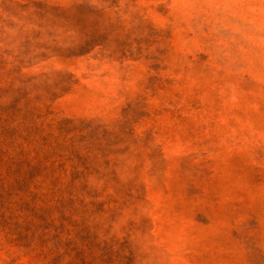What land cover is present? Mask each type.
I'll list each match as a JSON object with an SVG mask.
<instances>
[{"label":"rangeland","instance_id":"obj_1","mask_svg":"<svg viewBox=\"0 0 264 264\" xmlns=\"http://www.w3.org/2000/svg\"><path fill=\"white\" fill-rule=\"evenodd\" d=\"M0 264H264V0H0Z\"/></svg>","mask_w":264,"mask_h":264}]
</instances>
